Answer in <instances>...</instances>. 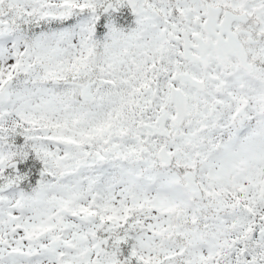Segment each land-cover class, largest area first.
Instances as JSON below:
<instances>
[{
	"label": "snow or ice",
	"instance_id": "6c2138e0",
	"mask_svg": "<svg viewBox=\"0 0 264 264\" xmlns=\"http://www.w3.org/2000/svg\"><path fill=\"white\" fill-rule=\"evenodd\" d=\"M0 264H264V0H0Z\"/></svg>",
	"mask_w": 264,
	"mask_h": 264
}]
</instances>
